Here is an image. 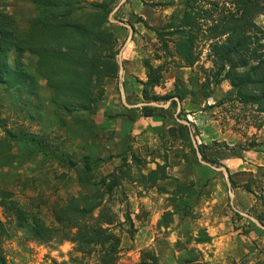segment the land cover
I'll list each match as a JSON object with an SVG mask.
<instances>
[{"label": "rangeland", "instance_id": "obj_1", "mask_svg": "<svg viewBox=\"0 0 264 264\" xmlns=\"http://www.w3.org/2000/svg\"><path fill=\"white\" fill-rule=\"evenodd\" d=\"M100 1L114 8L120 0ZM184 1L127 0L113 19L133 28L122 55L127 103L165 104L171 100L168 97L180 93L184 98L177 118L189 126L174 118L175 101L150 117H145L141 108H125L118 91V72L116 78L105 82L104 96L90 117L94 121L90 131L82 124L87 122L84 117L60 120L54 114L53 93L44 79L38 78L39 89L34 93L28 87L6 90L0 84V138L11 133V154L20 159L17 165L0 167V190L10 192L29 217L36 215L47 225L57 226L53 216L56 205L71 196L105 189L103 203L115 220L108 227L121 240L116 264H139L146 250L158 256V264H184L190 249L199 264H264V231L232 210L222 173L199 163L195 151L197 146L204 162L226 167L229 181L234 183V206L256 219L264 211L257 197L264 195V121L254 108L233 100L227 80L200 91L202 68H210L207 45L193 68H176L173 61H179L175 55L169 57L162 51L157 31L165 28ZM0 13L24 27L38 11L29 1L0 0ZM256 23L264 26V15ZM110 29L119 50L128 31L117 24H111ZM34 60L24 55L30 72ZM145 61L163 67L160 84L146 88L148 100L143 97ZM205 92L210 96L205 98ZM154 97L158 101H153ZM77 120L81 122L75 125ZM21 133L43 138L40 147L15 141ZM7 147L0 141V155L6 154ZM48 150L62 155L69 164L46 158ZM84 159L90 163L89 170L83 168ZM157 165L166 167L168 178L151 183L143 176ZM120 169L129 177L116 185L108 176ZM244 185H250L253 193L245 191ZM178 186L185 190L178 191ZM166 213L171 216L162 220ZM201 230L211 238L210 243L195 242ZM0 234V255L7 264H95L98 259L97 248L83 254L75 244L59 238L48 243L29 240L28 228L18 227L13 215L1 207Z\"/></svg>", "mask_w": 264, "mask_h": 264}, {"label": "trees", "instance_id": "obj_2", "mask_svg": "<svg viewBox=\"0 0 264 264\" xmlns=\"http://www.w3.org/2000/svg\"><path fill=\"white\" fill-rule=\"evenodd\" d=\"M25 1L31 2L38 13L24 27H20L11 16L0 13V84L6 90L28 87L34 93L39 89L38 78H42L53 93L54 114L60 120L65 116L84 117L87 120L82 122L84 128L87 124L86 130H92L94 121L90 117L96 114L97 105L104 96L105 82L116 78L118 72V40L108 22L112 5L99 0L89 4L88 0ZM263 15L264 0H185L165 28L157 31V39L166 56L175 55L178 59V63L173 61L176 68H193L207 45L206 60L210 68H202L204 81L200 84V91L227 80L233 100L254 108L264 121V26L256 23V19ZM25 54L35 58L32 72L24 65ZM144 65L147 82L144 83L143 97L148 100L146 88L160 84L163 67H153L149 61ZM203 95L207 98L210 93ZM174 96L180 101L184 98L180 93ZM152 100L158 101L157 97ZM141 110L145 117L162 111L156 107H142ZM79 122L77 120L75 125ZM21 134L13 139L30 148L40 147L43 138ZM9 136L11 133L7 132L4 138H0L8 146L6 154L0 155L1 168L20 162L11 154ZM43 142L47 143L45 138ZM45 156L69 164L62 155L55 156L50 150ZM90 167L89 161L84 159L83 168L89 170ZM165 169L164 165H157L143 177L156 183L168 178ZM125 177L129 175L121 169L108 176L116 185ZM102 184H106L105 181ZM113 187L112 184L107 191L111 192ZM243 188L253 193L250 185ZM177 190L185 189L178 186ZM105 195V189L95 190L90 194L71 196L64 204L56 205L53 216L57 226L47 225L36 215L29 217L8 191L0 190V207L13 215L18 227L28 228L31 241L48 243L59 238L75 244L77 251L83 254H91L97 248L95 264H116L121 240L108 227L114 225L115 220L103 203ZM257 197L264 209V195ZM96 210L98 215L94 216ZM168 216L171 214L166 213L162 220ZM256 219L264 225V211ZM1 230L3 232L2 226ZM200 234L196 243H210L211 238L205 230ZM194 252L193 249L187 251L188 259L184 264L198 262ZM0 264H7L2 255ZM139 264H158V256L152 251H143Z\"/></svg>", "mask_w": 264, "mask_h": 264}, {"label": "water", "instance_id": "obj_3", "mask_svg": "<svg viewBox=\"0 0 264 264\" xmlns=\"http://www.w3.org/2000/svg\"><path fill=\"white\" fill-rule=\"evenodd\" d=\"M126 1L127 0H120L117 3V5L112 9V11L108 15V22L109 23L120 25V26L126 28L127 31H128L127 37H126L125 41L123 42L122 46L120 47V49L118 50V54H117V60H118V85H119L118 91H119L120 100H121L122 105L125 108H127V109H135V108H142V107L166 108V107H168L170 105V103L172 101H175L176 104H177V111L174 114V118L180 124L185 125V126H189V124L187 122L179 120L177 118L179 110H180V106H181L180 100L178 99V97H173L171 100H169L165 104H159V103H156V102H150V103H139L137 105H129L127 103L125 95H124V89H123V86H122V78H123V71H124L122 55H123L124 50L128 47V45L131 42V38H132V35H133V28L129 24H126V23L120 22V21H116V20L113 19V16L118 12V10L124 5V3ZM190 138H191V141L194 143V138H193L191 133H190ZM195 151H196V155L198 157V162L199 163L210 167L214 171L222 173V175L224 177V180H225V183H226L227 188H228L229 204H230V207L232 208V210L235 213H237V214H239V215H241V216H243V217H245L247 219L252 220L259 229L264 231V225H262V223H260L257 219L253 218L252 216L238 211V209H236V207L234 206V202H233L234 201V193H233V190H232V185H231V183L229 181V173H228V170L226 169V167L225 166L215 167V166L210 165L209 163L204 162L202 160V158H201L200 151H199L197 146H195Z\"/></svg>", "mask_w": 264, "mask_h": 264}, {"label": "crops", "instance_id": "obj_4", "mask_svg": "<svg viewBox=\"0 0 264 264\" xmlns=\"http://www.w3.org/2000/svg\"><path fill=\"white\" fill-rule=\"evenodd\" d=\"M207 262V261H206ZM184 263V262H183ZM195 264H199V263H195ZM200 264H202V263H200ZM204 264H208V263H204Z\"/></svg>", "mask_w": 264, "mask_h": 264}]
</instances>
